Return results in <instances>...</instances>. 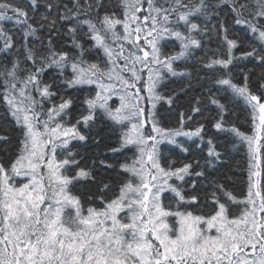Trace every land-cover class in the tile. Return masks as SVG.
<instances>
[{
  "label": "snow or ice",
  "instance_id": "snow-or-ice-1",
  "mask_svg": "<svg viewBox=\"0 0 264 264\" xmlns=\"http://www.w3.org/2000/svg\"><path fill=\"white\" fill-rule=\"evenodd\" d=\"M0 264H264V0H0Z\"/></svg>",
  "mask_w": 264,
  "mask_h": 264
}]
</instances>
